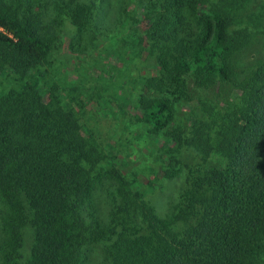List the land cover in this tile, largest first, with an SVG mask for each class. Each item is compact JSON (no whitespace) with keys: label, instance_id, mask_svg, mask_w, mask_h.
I'll use <instances>...</instances> for the list:
<instances>
[{"label":"trees","instance_id":"obj_1","mask_svg":"<svg viewBox=\"0 0 264 264\" xmlns=\"http://www.w3.org/2000/svg\"><path fill=\"white\" fill-rule=\"evenodd\" d=\"M158 2L146 15L161 71L144 79L146 88L170 83L177 98L206 96L219 83L237 91L224 110L203 102L204 117L192 114L189 130L174 125L169 98L135 103L140 121L173 144L168 176L183 146L201 157L186 164L167 218L86 131L75 107L82 92L49 88L40 74L62 44L65 19L91 24L92 3L0 0V264H84L96 242L111 264H264V60L237 78L238 55L264 24V9L254 10L258 0ZM103 180L106 218L89 206Z\"/></svg>","mask_w":264,"mask_h":264},{"label":"rangeland","instance_id":"obj_2","mask_svg":"<svg viewBox=\"0 0 264 264\" xmlns=\"http://www.w3.org/2000/svg\"><path fill=\"white\" fill-rule=\"evenodd\" d=\"M92 3L94 20L78 28L65 19L62 44L43 67L45 84L58 85L70 91L77 88L85 102L75 104L86 131L92 132L112 157L124 175L135 182L161 218H167L186 185L189 165L201 157L188 146L175 154L181 164L168 176L171 168L169 140L160 132L155 134L139 119L135 103L140 95L167 97L172 106L174 125L190 129L192 114L204 117L203 102L224 110L237 99L231 83L219 85L198 97L194 91L187 95L172 94L175 87L168 83L164 91H149L144 79L161 71L155 42L147 30L151 28L147 15L158 0H87ZM264 6V0H258ZM254 5L258 13L264 9ZM148 13V14H147ZM147 14V15H146ZM254 40L238 55L237 78L251 73L264 60V24L258 27ZM13 77L4 79L9 84ZM109 181L95 186L89 206L96 215L106 218L111 209ZM27 249L31 246V232L27 231ZM84 264H111L105 247L96 242L89 246Z\"/></svg>","mask_w":264,"mask_h":264}]
</instances>
